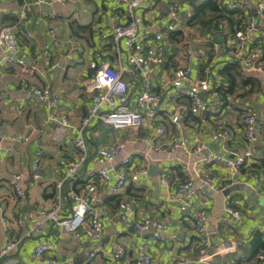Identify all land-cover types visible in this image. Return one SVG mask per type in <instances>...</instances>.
<instances>
[{"label":"crops","instance_id":"1","mask_svg":"<svg viewBox=\"0 0 264 264\" xmlns=\"http://www.w3.org/2000/svg\"><path fill=\"white\" fill-rule=\"evenodd\" d=\"M17 1L18 4L14 0H0L1 22L15 27L18 54H21L22 59V63L16 61L0 67V137L5 147V152L0 156V249L6 243L2 216L13 223L16 218L24 217L32 211L39 218L37 210L49 207L57 193L62 194V216H68L72 202L65 199L66 192L81 182L78 176L90 174L105 164L101 158L102 150L117 140H125L122 152L113 161L114 165L119 166L121 158L127 154L134 157L139 151L148 149L147 144L130 139L133 130H116L100 120H93L86 134L88 157L74 185L65 180L58 161L62 157H76L73 139L78 135L77 128L89 98L83 90L82 81L96 69L93 53L103 44L102 32L110 33L116 21L127 19L126 4L123 0H66L51 3H47V0ZM174 1L182 3L183 14L189 20L192 16V0ZM246 1L248 12L256 20L258 14L255 12V1ZM24 5H27L28 10L21 22L15 16L5 14L6 9H22ZM164 13V0H148L135 11L136 15L145 18L156 17L160 20L159 24L164 22ZM160 27L157 25L155 30ZM51 28L55 29L54 34L49 33ZM216 34L222 35L220 32ZM46 44H49V55L44 51ZM72 45L80 47L82 53L67 59L64 54ZM250 45L260 49L259 64L264 67V19L256 20V30ZM4 54L7 53L0 49V56ZM176 54L178 50L175 47L166 52V68H170V63H175ZM219 56H224L221 49ZM114 61L125 64L124 54ZM51 65L54 66L49 69ZM38 71L44 72L43 76ZM237 82H241V85L238 90L236 86L235 92L230 94V109L225 116L214 113L215 117L210 119L212 126L209 123L208 127H203L204 122L183 115L187 128L185 135L189 142L193 141L198 131L193 127L196 121L204 128L201 134L208 136L214 128H218L219 122L222 124L221 118H226L232 133L227 145L230 155L243 154L249 146L245 142V129L240 123V117L249 108L255 110L256 121L262 125L263 131L256 135L250 148L256 161L255 166L264 175L263 78L255 73H242ZM30 86H49L52 91H59L61 98L54 112L67 115L68 125L65 129L59 127V123L49 120L50 108L46 101L39 102L30 96L28 101L20 102L26 96L24 89ZM138 133L145 135L142 131ZM6 135H23L27 139L11 142L5 139ZM38 147L43 149L40 161L42 179L34 180L30 164ZM212 148L216 151L224 150L219 143H214ZM148 152L151 157L148 174L140 176L132 168L125 167L130 182L118 194L109 193L99 183V179L93 181L92 190L100 193L104 202L99 210L104 224L99 238L90 239L83 230L79 231L78 236L65 232L61 225L53 222L45 223L39 234L28 236H23L24 227L13 226L11 237L18 238L19 244L11 254L0 258V264L16 260L23 264H45L33 257V249L38 243H48L51 246L49 254L59 259L60 264H131L141 250L159 264H169L176 258L194 259L198 240L194 234L192 211L200 207H206L208 212L207 230L210 232L211 249L220 247L226 240L233 242L234 251L214 256V263L225 264L241 257L243 264H256L250 237L253 231L264 230V195L261 188L264 176L260 173L261 177L253 180L214 164L212 170L228 187L225 192L206 190L202 188L198 177L205 168L201 161L203 154L187 155L181 149L174 152ZM162 168L168 170L173 182L184 178L192 180L196 192L188 211H181L178 203L172 199V188L169 190L160 185L159 173ZM16 172L23 174L25 197L21 199L15 196L10 183ZM226 206L241 210L242 218L227 225L223 221ZM123 207L129 209V217L125 221H116ZM148 216L156 217L166 224L161 239L154 238L149 230L136 226V220ZM116 244L123 245L125 249L123 258L117 263L111 258Z\"/></svg>","mask_w":264,"mask_h":264},{"label":"built area","instance_id":"2","mask_svg":"<svg viewBox=\"0 0 264 264\" xmlns=\"http://www.w3.org/2000/svg\"><path fill=\"white\" fill-rule=\"evenodd\" d=\"M53 1L65 2L66 0H47L46 2ZM119 1L122 0H117ZM123 1L126 4L127 19L123 22L116 21L110 33L102 32L103 44L93 53L96 69L82 81L83 90L89 98L85 114L77 128L78 135L73 139L76 157H62L58 161L65 180L70 181L72 185L78 177L81 180L77 186H72L65 194V199L72 202L70 213L68 216H62V194L57 193L49 207L37 210L39 218H36L32 211L24 217L16 218L13 223L2 216L6 243L0 249V258L11 254L19 244L18 238L11 237L13 226L24 227L23 236H28L39 234L45 223L53 222L61 225L65 232H72L78 236L79 231L83 230L88 238H99L104 225L99 210L104 206V202L102 195L92 190L93 181L99 179V183L109 193L118 194L130 182L129 173L125 167L132 168V171L140 176L148 174L151 159L149 150L174 152L181 149L187 155L203 154L201 161L205 168L198 177L202 188L206 187L208 190H224L228 187L212 170L214 164L249 179L255 180L261 177L259 174L262 172L255 166L256 161L250 148L255 142L256 135L263 131L262 125L256 121L255 110L249 108L240 117V123L245 129V142L249 146L243 154L230 155V148L227 145L232 133L230 126L226 124V118H221L222 124L219 122L218 128H214L208 136L201 134L204 128L196 122H204L203 127H208L209 123L212 126L210 119L215 117L214 113L225 116L230 109V94L224 100L220 98L219 91L216 89L226 87V84L222 83L223 77L220 76L219 70L227 60L237 63L243 73L261 75L264 94V67L259 64L260 49L250 45L256 30V20L248 12L247 1L216 0L224 9L235 11L236 19L241 21V25L231 30L226 19H222L218 28L210 27L204 34L197 19H186L183 14L184 6L178 1L164 0L165 13L162 24H159L160 20L156 17L151 19L135 14L136 9L148 0ZM254 1L255 12L259 20H262L264 19V0ZM14 3L19 2L14 0ZM26 9L28 10L27 5H24L22 9H6L5 14H11L21 22L27 15ZM205 19L206 17H203V20ZM157 25L161 27L155 30ZM54 32V28L49 30L50 34ZM219 32L224 36L221 44L213 40V35ZM258 43L263 42L258 41ZM172 47L178 50L177 60L175 63H170V68H166L164 66L167 60L166 52ZM219 47L224 55L222 57L219 56ZM0 49L7 53L0 56V67L16 61L22 63V59L18 57L15 27L1 22V19ZM44 51L49 55V44L45 45ZM78 53H82L81 48L72 45L64 55L68 59ZM122 53L126 63H115L114 59H118ZM53 66L51 65L49 69ZM38 74L43 76L44 72L38 71ZM24 91L26 96L21 98V103L28 101L30 96L39 102L46 101L50 108L49 120L59 123V127L65 129L68 125L67 115L54 112L61 98L59 91H52L49 86H30ZM185 101L190 105L191 115L196 118L192 119L196 120L193 127L198 129L192 142L187 140L185 135L187 128L182 119L184 114L188 115ZM93 120H100L116 130H133V137L130 139L147 144L148 149L139 151L134 157L132 154H127L121 158L120 165L117 166L113 164V161L125 145V140H117L102 150L101 158L104 165L90 174L78 176L88 157L86 134ZM139 131L144 132L145 135H139ZM5 139L11 142H23L27 138L23 135H6ZM211 143H219L224 150L211 149L209 147ZM4 152L5 147L0 137V156ZM42 155L43 149L38 147L30 164L31 176L34 180L42 179L40 172ZM10 183L15 196L24 198L23 174L14 173ZM159 183L166 189H173L172 199L178 203L181 211H188L191 208V199L196 192L192 180L184 178L173 182L168 170L162 168L159 173ZM261 188L264 195V182ZM224 212L223 221L227 225H232L234 220L242 218V212L237 208L226 206ZM128 217L129 209L123 207L116 221H125ZM192 217L194 234L198 240L196 256L194 259L176 258L169 264H215L214 256L234 251L233 242L228 240L222 242L220 247L211 249L206 207L194 209ZM135 224L140 229L149 230L156 239L163 237V230L166 228L162 220L149 216L136 220ZM261 233L264 236V230ZM50 248L48 243H38L33 249V257L45 264H60L59 259L49 254ZM124 254V246L116 244L111 254L112 261L120 262ZM5 264L23 263L16 260ZM131 264L159 263H155L149 254L141 250ZM225 264H243V262L239 257ZM256 264H264V252L257 255Z\"/></svg>","mask_w":264,"mask_h":264},{"label":"trees","instance_id":"3","mask_svg":"<svg viewBox=\"0 0 264 264\" xmlns=\"http://www.w3.org/2000/svg\"><path fill=\"white\" fill-rule=\"evenodd\" d=\"M192 6V16L189 19H197V22L200 23L202 31H206L210 27L218 28L219 22L222 19H226L230 29L233 30L235 26L241 25V21L236 19V12L224 9L221 7L216 0H202L201 2L197 0L190 1ZM200 16L206 17L205 20L198 19ZM221 60H223L221 58ZM220 76L223 77L222 83L226 84L225 88L217 87V91H219L220 98L224 100L227 98L228 94H233L236 90V80L242 76V71L239 68V65L232 61H226L223 65L222 69L219 70ZM223 85V84H222ZM187 112L188 117L196 119L191 115L190 105L187 101ZM261 167V166H260ZM262 169L263 166H262ZM264 236L260 231H253L250 237V245L252 247V255H257L259 253L264 252Z\"/></svg>","mask_w":264,"mask_h":264},{"label":"water","instance_id":"4","mask_svg":"<svg viewBox=\"0 0 264 264\" xmlns=\"http://www.w3.org/2000/svg\"><path fill=\"white\" fill-rule=\"evenodd\" d=\"M258 18L256 17V20H257ZM213 40L215 41V42H217V43H219V44H221V43H223V41H224V36L223 35H218V34H214L213 35ZM21 54H18V57L19 58H21V56H20ZM212 146H213V144L211 143V144H209V147H211L212 148ZM213 149V148H212ZM216 151V150H215ZM204 189H206V190H208L206 187H203ZM227 189H224L223 190V192H225Z\"/></svg>","mask_w":264,"mask_h":264},{"label":"rangeland","instance_id":"5","mask_svg":"<svg viewBox=\"0 0 264 264\" xmlns=\"http://www.w3.org/2000/svg\"><path fill=\"white\" fill-rule=\"evenodd\" d=\"M240 85H241V82H239V83L237 82V90L239 89Z\"/></svg>","mask_w":264,"mask_h":264}]
</instances>
